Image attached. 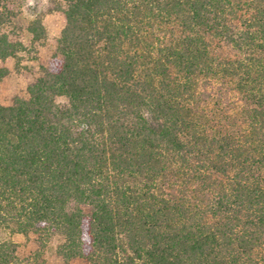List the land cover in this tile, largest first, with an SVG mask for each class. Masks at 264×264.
I'll return each mask as SVG.
<instances>
[{
	"label": "trees",
	"instance_id": "1",
	"mask_svg": "<svg viewBox=\"0 0 264 264\" xmlns=\"http://www.w3.org/2000/svg\"><path fill=\"white\" fill-rule=\"evenodd\" d=\"M47 1L56 51L0 101V228L39 248L0 264H264V0ZM21 4L1 60L47 38Z\"/></svg>",
	"mask_w": 264,
	"mask_h": 264
},
{
	"label": "rangeland",
	"instance_id": "2",
	"mask_svg": "<svg viewBox=\"0 0 264 264\" xmlns=\"http://www.w3.org/2000/svg\"><path fill=\"white\" fill-rule=\"evenodd\" d=\"M23 15L27 19L42 16L47 29V38L36 47V52L31 49L30 53L21 52L19 58L9 57L6 60L0 59V68H7L9 73L0 79V101L4 105H11L16 97L27 98L28 87L39 76L41 65H47L50 57L56 51L57 40L65 26L64 14L60 11H52L47 0H21ZM11 38L14 41L22 40L29 45L28 36L20 30H13ZM89 211V207L85 206ZM0 240H12L18 246L21 255L26 256L39 248L35 235L25 236L12 234L8 230L0 228ZM55 240L45 252V258L49 264H63V261L56 254ZM72 264H90L84 259H74Z\"/></svg>",
	"mask_w": 264,
	"mask_h": 264
}]
</instances>
